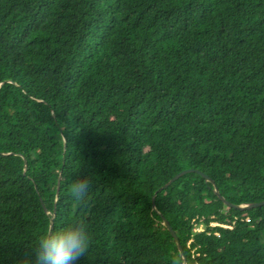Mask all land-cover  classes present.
<instances>
[{
    "label": "trees",
    "instance_id": "1",
    "mask_svg": "<svg viewBox=\"0 0 264 264\" xmlns=\"http://www.w3.org/2000/svg\"><path fill=\"white\" fill-rule=\"evenodd\" d=\"M215 188L264 202V0H0V264L77 219V264H182L164 217L186 264H264Z\"/></svg>",
    "mask_w": 264,
    "mask_h": 264
},
{
    "label": "clouds",
    "instance_id": "2",
    "mask_svg": "<svg viewBox=\"0 0 264 264\" xmlns=\"http://www.w3.org/2000/svg\"><path fill=\"white\" fill-rule=\"evenodd\" d=\"M91 188V180L87 176L71 180L70 190L73 199L80 205L87 203ZM90 244V234L87 225L80 219L65 227L50 228L41 235L37 244L24 255L26 264H77L85 256ZM173 264H181L177 256Z\"/></svg>",
    "mask_w": 264,
    "mask_h": 264
},
{
    "label": "water",
    "instance_id": "3",
    "mask_svg": "<svg viewBox=\"0 0 264 264\" xmlns=\"http://www.w3.org/2000/svg\"><path fill=\"white\" fill-rule=\"evenodd\" d=\"M189 173H198L200 174L201 176H203L207 181H211L210 177L208 175H206L205 173L201 172V171H198V170H195V169H183L181 170L180 172L176 173L168 182H166L162 187L161 189H164V188H167L172 182L176 181L179 177H181L182 175H186V174H189ZM215 192L216 194L218 195V197L223 201V203L225 205H227L228 207L230 208H234V209H237V210H247V209H253V208H256V207H259V208H263L264 207V202L262 203H251V204H248V205H235L229 201H227L220 193H219V190L217 188H215ZM60 195V184L58 183V186H57V197H59ZM153 202H155V198H153ZM44 208L46 209L45 207V204L42 202ZM55 215H56V211L54 210L53 214H52V218L54 220L55 218ZM164 219V225L167 227L168 231L170 232L171 236L174 238L176 244H177V247L181 253V256L183 258V263L182 264H186V256H185V253H184V250H183V247L180 243V240H179V237L176 233V231L174 230V228L172 227V225L170 224L169 220L167 218H163ZM52 220V221H53ZM53 224L51 225V228H52Z\"/></svg>",
    "mask_w": 264,
    "mask_h": 264
},
{
    "label": "built area",
    "instance_id": "4",
    "mask_svg": "<svg viewBox=\"0 0 264 264\" xmlns=\"http://www.w3.org/2000/svg\"><path fill=\"white\" fill-rule=\"evenodd\" d=\"M211 225H217V226H223V227H229L231 228L230 226H226V225H222V224H218V223H212ZM196 232H200L198 231V229L195 230Z\"/></svg>",
    "mask_w": 264,
    "mask_h": 264
},
{
    "label": "rangeland",
    "instance_id": "5",
    "mask_svg": "<svg viewBox=\"0 0 264 264\" xmlns=\"http://www.w3.org/2000/svg\"><path fill=\"white\" fill-rule=\"evenodd\" d=\"M212 226H217V225H212ZM197 229H198V231H203L204 230V227L203 226H200Z\"/></svg>",
    "mask_w": 264,
    "mask_h": 264
}]
</instances>
